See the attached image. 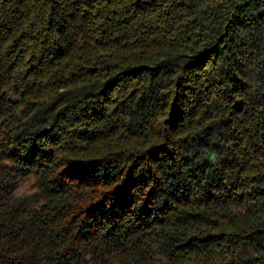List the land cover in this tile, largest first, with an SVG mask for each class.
Segmentation results:
<instances>
[{"label": "trees", "instance_id": "1", "mask_svg": "<svg viewBox=\"0 0 264 264\" xmlns=\"http://www.w3.org/2000/svg\"><path fill=\"white\" fill-rule=\"evenodd\" d=\"M0 264H264V0H0Z\"/></svg>", "mask_w": 264, "mask_h": 264}, {"label": "clouds", "instance_id": "2", "mask_svg": "<svg viewBox=\"0 0 264 264\" xmlns=\"http://www.w3.org/2000/svg\"><path fill=\"white\" fill-rule=\"evenodd\" d=\"M38 191H39V188L37 186L35 188H32L29 192H27V195L31 196V195L35 194L36 192H38ZM13 195L15 196L16 199H22V198H24L25 193L23 191H21V188L18 187L14 191Z\"/></svg>", "mask_w": 264, "mask_h": 264}]
</instances>
